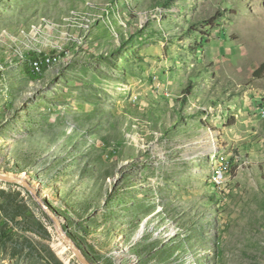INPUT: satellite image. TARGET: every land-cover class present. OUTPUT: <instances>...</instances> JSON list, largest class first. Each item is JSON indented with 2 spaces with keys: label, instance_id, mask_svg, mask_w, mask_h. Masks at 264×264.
I'll return each mask as SVG.
<instances>
[{
  "label": "rangeland",
  "instance_id": "obj_1",
  "mask_svg": "<svg viewBox=\"0 0 264 264\" xmlns=\"http://www.w3.org/2000/svg\"><path fill=\"white\" fill-rule=\"evenodd\" d=\"M263 64L264 0H0V264H264Z\"/></svg>",
  "mask_w": 264,
  "mask_h": 264
},
{
  "label": "bare ground",
  "instance_id": "obj_2",
  "mask_svg": "<svg viewBox=\"0 0 264 264\" xmlns=\"http://www.w3.org/2000/svg\"><path fill=\"white\" fill-rule=\"evenodd\" d=\"M41 54H42V52L37 53L36 54L38 56L37 60L36 61H33V60L31 61V65L33 67V71H35L36 73H42V67L43 66H49L52 63V56L51 55L50 56H47V55L42 56ZM262 101H264V100H262ZM260 111H264V104H262ZM260 116L262 118H264V114H260ZM223 178H224V170L223 169L218 171L214 175V180L218 184L222 182Z\"/></svg>",
  "mask_w": 264,
  "mask_h": 264
},
{
  "label": "water",
  "instance_id": "obj_3",
  "mask_svg": "<svg viewBox=\"0 0 264 264\" xmlns=\"http://www.w3.org/2000/svg\"><path fill=\"white\" fill-rule=\"evenodd\" d=\"M0 177H3L2 175H0ZM16 180H18V181H20V182H24L22 179H16ZM29 187L33 190V191H36L33 187H31L30 185H29ZM55 219V221H56V224H57V226L59 227V229H60V231H62V233H64V231L61 229V223H60V221L58 220V219H56V218H54ZM81 258L84 260V262L86 263V264H91L89 261H87L84 257H82L81 256Z\"/></svg>",
  "mask_w": 264,
  "mask_h": 264
},
{
  "label": "trees",
  "instance_id": "obj_4",
  "mask_svg": "<svg viewBox=\"0 0 264 264\" xmlns=\"http://www.w3.org/2000/svg\"><path fill=\"white\" fill-rule=\"evenodd\" d=\"M30 53L33 55L34 58L37 57V55H36L35 52H31V51H30ZM36 60H37V58L33 59V61H36ZM32 72H33V73H36L35 71H32ZM263 72H264V64L262 65L261 69L259 68V69H257V70L255 71L256 74H261V73H263ZM36 74H39V73H36Z\"/></svg>",
  "mask_w": 264,
  "mask_h": 264
},
{
  "label": "built area",
  "instance_id": "obj_5",
  "mask_svg": "<svg viewBox=\"0 0 264 264\" xmlns=\"http://www.w3.org/2000/svg\"><path fill=\"white\" fill-rule=\"evenodd\" d=\"M261 104H264V101H261ZM259 110H260V107H259ZM259 114H264V111H259Z\"/></svg>",
  "mask_w": 264,
  "mask_h": 264
},
{
  "label": "crops",
  "instance_id": "obj_6",
  "mask_svg": "<svg viewBox=\"0 0 264 264\" xmlns=\"http://www.w3.org/2000/svg\"><path fill=\"white\" fill-rule=\"evenodd\" d=\"M6 107H7V105H6Z\"/></svg>",
  "mask_w": 264,
  "mask_h": 264
}]
</instances>
